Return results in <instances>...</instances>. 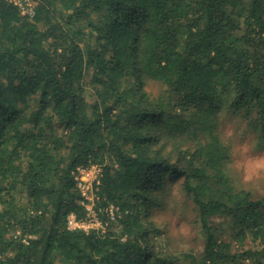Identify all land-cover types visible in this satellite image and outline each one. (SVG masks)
Segmentation results:
<instances>
[{"label":"trees","instance_id":"1","mask_svg":"<svg viewBox=\"0 0 264 264\" xmlns=\"http://www.w3.org/2000/svg\"><path fill=\"white\" fill-rule=\"evenodd\" d=\"M222 111L264 141V0H42L34 18L0 3V264H173L146 237L176 182L203 233L193 264H264V197L227 174ZM91 164L121 214L104 234L67 228Z\"/></svg>","mask_w":264,"mask_h":264},{"label":"rangeland","instance_id":"2","mask_svg":"<svg viewBox=\"0 0 264 264\" xmlns=\"http://www.w3.org/2000/svg\"><path fill=\"white\" fill-rule=\"evenodd\" d=\"M87 88L91 94L92 86L87 84ZM147 90L157 96L162 87L159 84L150 83ZM217 117L214 133L229 150V159L225 166L227 174L238 189L249 191L256 200L263 198L264 141L258 139L241 115L222 111ZM84 167L92 170L94 176L101 181L103 176L101 165L91 164ZM87 179L89 180V177ZM96 184H93L91 191L85 193L91 200L95 197L94 201H89L86 205L95 206L96 211L100 212V218L106 220L108 218L106 212L109 213L111 206L106 207V210L100 208ZM158 195L162 203L149 214L153 226L146 237V245L152 253L173 260V264H193L194 257L199 258L202 255L204 238L197 223L198 210L191 196L187 195L181 184L177 182L169 184L166 190ZM120 215L119 213L116 216L120 217ZM215 223L221 226L222 220L218 218ZM223 228V238L233 244L234 250H238V241L231 233L230 224L224 225ZM252 246L254 244L251 239H247L245 249Z\"/></svg>","mask_w":264,"mask_h":264},{"label":"built area","instance_id":"3","mask_svg":"<svg viewBox=\"0 0 264 264\" xmlns=\"http://www.w3.org/2000/svg\"><path fill=\"white\" fill-rule=\"evenodd\" d=\"M0 3H8L9 5H13L14 7L18 8L21 16L27 18H34L36 12L42 3V0H0ZM75 181L77 186L81 192V196L84 198L82 201V205L85 206L86 216L84 218L78 219L77 216L74 214H70L67 219V228L71 232H84L89 233L91 231H97L100 233H105L107 231L108 226L111 222L117 221V214L119 208H115L114 205H109L110 211L107 213V219L102 220L100 218V212L96 211L95 206L86 204L93 200L90 197H87L85 194L86 191H91L93 184L98 186L100 184V179L94 176L92 170L85 169V167L77 168L76 172L74 173ZM89 177V180L87 179ZM87 206V207H86ZM108 206V207H109ZM106 210V208H105Z\"/></svg>","mask_w":264,"mask_h":264}]
</instances>
